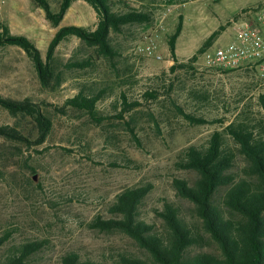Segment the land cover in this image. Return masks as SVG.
Listing matches in <instances>:
<instances>
[{"label": "rangeland", "instance_id": "1", "mask_svg": "<svg viewBox=\"0 0 264 264\" xmlns=\"http://www.w3.org/2000/svg\"><path fill=\"white\" fill-rule=\"evenodd\" d=\"M2 1L0 21L11 33L29 38L44 61L58 27L94 30L98 20L83 0L72 1L58 27L34 0ZM46 1L53 13L58 12L60 0ZM260 1L110 0L115 12L141 11L148 14V21L110 33L113 57L101 56L74 36L66 38L55 48L50 62L53 76L47 85L22 49L0 48V96L26 102L49 121L45 132L36 114L12 115L0 106V126H10L24 137L0 136V238L9 235L0 248V262L13 247L38 241L42 247L25 264H62L70 252L98 264H119L122 254L152 264L124 233L91 226L98 217H114L109 207L118 193L144 185H151V190L139 205L140 220L166 236L158 212L170 203L202 235L201 244L189 253L219 254L193 204L178 196L173 181L195 182L197 174L181 168L183 152L189 146H206L215 132L222 133L224 147L233 156L229 172L236 180L245 177V159L224 129L235 121L264 132V82L250 71L205 69L198 51L216 31L209 47L224 42L241 10ZM178 27V61L187 63L195 55L197 59L190 68L170 73L168 42ZM148 45L154 46L159 60L145 55ZM84 62L87 67L79 66ZM161 75H166L161 94L146 97ZM78 95L99 98L89 110L70 102ZM123 95L137 106L122 112ZM178 106L203 122L189 121ZM226 189H219L213 202L236 221L223 205Z\"/></svg>", "mask_w": 264, "mask_h": 264}, {"label": "trees", "instance_id": "2", "mask_svg": "<svg viewBox=\"0 0 264 264\" xmlns=\"http://www.w3.org/2000/svg\"><path fill=\"white\" fill-rule=\"evenodd\" d=\"M44 11L45 18L55 27L59 26L73 0H60L59 10L53 13L46 0H34ZM89 4L97 15L94 30H88L76 25L58 27L52 37L46 52V61L42 59L39 49L27 37L10 32L8 26L0 21V48L15 46L22 49L32 60L37 75L42 84H48L53 76L51 59L55 48L66 38L74 36L88 47L95 48L101 56L113 57L114 51L109 43L111 32H119L124 25L148 21V14L130 10L117 13L110 0H83ZM222 29V28H221ZM180 28L170 37L169 52L173 64L170 73L191 67L197 56H193L187 63L178 61L175 54V41ZM218 34L216 31L199 49L209 47L211 40ZM197 53V54H198ZM79 66L87 67L88 63ZM166 75L156 77L155 85L150 86L144 93L146 97L157 98L164 88ZM99 96L85 98L76 96L70 102L78 103L92 110ZM0 106L10 114L35 115L37 124L47 132L49 121L37 111L28 107L26 102L13 103L0 96ZM122 112L137 106L128 103L122 96ZM179 112L189 121L203 122L177 107ZM224 132L231 136L244 157L246 166L245 177L236 180L229 171L233 165L232 154L225 149L221 132L211 135L204 147L189 146L183 152L181 168L194 171L197 179L190 185L186 180L175 179L173 186L181 198L194 206L197 218L201 221L203 231L217 245L219 254L200 252L190 254V250L201 244L202 235L194 231L178 214L177 209L170 203H165L158 216L163 220L166 236L155 232L150 225L138 218V208L142 200L151 190V185L126 188L117 194L115 201L109 207L113 218H96L93 228L112 231L118 230L132 238L137 245L149 256L152 264H264V132H257L254 127L244 123L231 122ZM44 133V132H43ZM45 134V133H44ZM0 136L7 139L23 140L24 137L10 126H0ZM226 188L223 205L233 221L226 217L225 211L213 202L214 195L219 189ZM11 236V235H10ZM6 234L0 238V248L8 240ZM42 247V243L31 241L16 247L0 264H25L29 258ZM62 264H98L91 260H82L75 252L62 257ZM119 264H149L143 259L133 256L120 255Z\"/></svg>", "mask_w": 264, "mask_h": 264}, {"label": "built area", "instance_id": "3", "mask_svg": "<svg viewBox=\"0 0 264 264\" xmlns=\"http://www.w3.org/2000/svg\"><path fill=\"white\" fill-rule=\"evenodd\" d=\"M143 50L146 56L160 59L153 45ZM198 58L205 69L250 71L264 82V0L241 10L232 22L226 40L206 48Z\"/></svg>", "mask_w": 264, "mask_h": 264}]
</instances>
